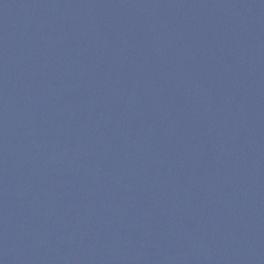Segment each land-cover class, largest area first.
<instances>
[{
  "label": "water",
  "instance_id": "obj_1",
  "mask_svg": "<svg viewBox=\"0 0 264 264\" xmlns=\"http://www.w3.org/2000/svg\"><path fill=\"white\" fill-rule=\"evenodd\" d=\"M0 264H264V0H0Z\"/></svg>",
  "mask_w": 264,
  "mask_h": 264
}]
</instances>
